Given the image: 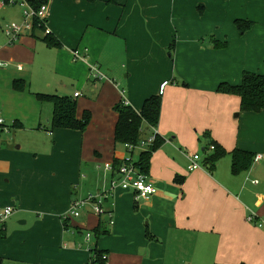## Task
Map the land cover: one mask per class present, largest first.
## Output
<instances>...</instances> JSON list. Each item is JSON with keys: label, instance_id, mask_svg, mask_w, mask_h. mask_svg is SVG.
I'll return each mask as SVG.
<instances>
[{"label": "crops", "instance_id": "0c3cea01", "mask_svg": "<svg viewBox=\"0 0 264 264\" xmlns=\"http://www.w3.org/2000/svg\"><path fill=\"white\" fill-rule=\"evenodd\" d=\"M46 25L61 47L39 29L0 47V109L15 131L0 133V206L20 219L0 223V264H93L94 249L107 264H264V109L242 111L239 96L218 91L264 74V0H50ZM37 93L76 99L79 118L91 112L87 129H53V105ZM159 94L165 141L147 173L157 191L137 200L105 167L127 155L114 107L140 110ZM211 140L255 153L252 166L234 174L228 154L209 171ZM195 153L201 168L190 170ZM85 187L106 212L89 202L73 219Z\"/></svg>", "mask_w": 264, "mask_h": 264}, {"label": "trees", "instance_id": "16d2710c", "mask_svg": "<svg viewBox=\"0 0 264 264\" xmlns=\"http://www.w3.org/2000/svg\"><path fill=\"white\" fill-rule=\"evenodd\" d=\"M28 3L36 10L50 0H27ZM238 27L241 31L251 27V22L238 20ZM45 25L38 18L34 21V32L39 30L45 31ZM43 40L50 47H61L62 43L52 34H47ZM16 90H23L25 83L17 79L14 82ZM218 91L231 95H237L241 99L242 111L260 112L264 109V74L245 71L241 84L231 85L227 82L220 84ZM37 98L41 102H50L53 105V114L51 125L53 129L62 128L77 130L83 133L90 121L91 112L85 111L82 118L77 116V101L70 97H63L55 94L37 93ZM162 108V95H152L148 97L140 110L135 109L132 105L126 104L125 101L118 103L114 109L118 113V121L115 128V143L124 146L126 143L137 145L143 136L144 126L148 129L155 130L160 122ZM165 139L156 134L155 141L147 150H142L136 160V165L141 173L147 174L151 164L153 152L161 147ZM214 145V149H210ZM211 151V152H208ZM205 159L203 165L212 172L216 162L225 155L230 154L232 157V172L239 174L248 170L256 158V154L251 151L235 148L231 152L220 146L217 142L211 140L208 145L203 147ZM115 169L121 165L122 161L116 159L114 162ZM67 219V218H66ZM65 219V220H66ZM3 229H0V237L4 235ZM92 259L93 264H107L104 258L105 252L94 249Z\"/></svg>", "mask_w": 264, "mask_h": 264}, {"label": "built area", "instance_id": "2783aa9c", "mask_svg": "<svg viewBox=\"0 0 264 264\" xmlns=\"http://www.w3.org/2000/svg\"><path fill=\"white\" fill-rule=\"evenodd\" d=\"M6 3H10L13 5H16L18 3V0H6L5 2H1L0 6H4ZM21 4L27 9L24 11V19L19 22H12L8 25H6V32L11 37V41H17L22 34H24L27 31H32L34 29V21L35 18H38L42 23H44L45 32L47 34H51V30L47 27V12H48V4H44L40 7V9L36 10L34 9L27 0H21ZM73 55L75 59H83L84 54H82L81 50L76 49L73 51ZM0 66H3V63L0 62ZM91 70L99 74V69L97 65H92ZM79 93H75V96L77 97ZM126 104H129L128 102H125ZM8 127L5 124V119L2 115V111L0 109V133L1 132H7ZM154 134L150 135L149 137L142 138V140L137 144H130L126 143L124 145V148L127 152V155L120 159L122 161L121 165L118 167V169H115L113 162H108L105 164V167L107 170L115 172L117 175H119V179H115L113 181L114 185H118L122 187L123 189H133L136 193V199L140 198H147L154 194L157 191V188L155 185L150 181L149 176L145 173H141L139 168L136 165V159L134 158V155L136 152H141L142 150H147L150 145L155 141L157 131L154 130ZM210 149H214V145H211ZM260 156L257 157L259 159ZM201 160V154L195 153L191 155V164L189 166L190 170H196L201 168L200 164ZM258 182V181H255ZM89 202L93 203V210L97 214H103L105 209L102 207L101 201H96V197L93 195H90L88 198ZM84 204L83 201L75 202L73 203L71 209H70V215L79 216L80 213L76 211L77 207H80V205ZM15 212V207L12 205L8 206H0V222H4L7 218H9L13 213ZM249 220L251 222H254L256 220L255 215H250ZM257 225L259 227H264V220L261 219L257 222ZM92 237V233L88 232L86 234L87 241H90V238ZM104 258L106 260L107 256L104 255Z\"/></svg>", "mask_w": 264, "mask_h": 264}, {"label": "rangeland", "instance_id": "374dc122", "mask_svg": "<svg viewBox=\"0 0 264 264\" xmlns=\"http://www.w3.org/2000/svg\"><path fill=\"white\" fill-rule=\"evenodd\" d=\"M5 1L6 0H0V3L1 2H5ZM26 9H27V7L26 6L24 7L21 4V0H18V3L16 5H13V4H10V3H6L4 6L0 7V47H2L5 44L10 45V44L13 43V42H11V37H9V35L6 32V25H8V24H10L12 22H19L20 23L25 17L24 11ZM20 39H21V37L17 41H19ZM14 109L16 111L19 110L18 107H15ZM154 133L155 132L152 131L150 135H152ZM8 134H9L8 132H4V136L8 135ZM14 134H15V131L11 130L9 135L13 137ZM25 135L26 134L18 131L16 133V138L21 140L22 139L21 137L25 136ZM143 135H145L144 131H143ZM149 136H147V137H149ZM48 141H49V138H48ZM20 142L21 141H19V144H20ZM137 157H138V152H136L135 155H134V158H137ZM82 185H84V183ZM85 190L86 191L88 190V192L85 193V195H84V197H86V198L80 200L81 199V197H80V199H79V202L83 201L84 204H82V205H80V207L76 208V211H78L80 213V215L79 216L72 215L73 219H76V218L80 219L82 217L86 207H87L85 205L89 203L88 198L91 195V194H89V192H92V191H90L91 189H88V187L87 188L85 187ZM13 214L7 219V221L9 222L11 219H13V221H15L17 223L20 219L17 216L13 215Z\"/></svg>", "mask_w": 264, "mask_h": 264}]
</instances>
